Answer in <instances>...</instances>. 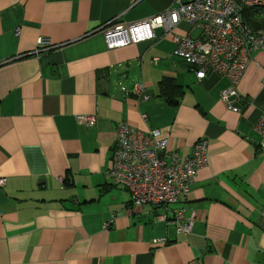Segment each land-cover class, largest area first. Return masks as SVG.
Masks as SVG:
<instances>
[{"label":"crops","instance_id":"1","mask_svg":"<svg viewBox=\"0 0 264 264\" xmlns=\"http://www.w3.org/2000/svg\"><path fill=\"white\" fill-rule=\"evenodd\" d=\"M176 5L0 0V264H264V150L255 131L264 51L252 55L233 112L220 99L228 80L209 73L198 82L162 29L116 48L101 30ZM189 30L181 22L174 32ZM39 38L54 49L32 54ZM137 84L149 100L132 93ZM118 123L160 129L177 157L207 140V166L178 203L136 208L112 185ZM176 209L193 219L186 235L154 219Z\"/></svg>","mask_w":264,"mask_h":264},{"label":"built area","instance_id":"2","mask_svg":"<svg viewBox=\"0 0 264 264\" xmlns=\"http://www.w3.org/2000/svg\"><path fill=\"white\" fill-rule=\"evenodd\" d=\"M181 22H186L190 30L177 34L174 30ZM156 29L172 37L173 56L190 68L198 82L209 73L225 77L229 84L221 91L220 99L231 111H240L236 107L241 98L237 85L252 55L264 51V0H177L175 7L143 21L125 25L113 20L101 28L108 48L152 40L156 38ZM194 30L198 34L193 37ZM51 48L54 47L39 38L32 54ZM156 62L154 59L153 63ZM122 91L127 92L125 88ZM132 93L144 101L150 98L141 84L134 85ZM146 118V114H141V119ZM77 121L93 126L96 119L80 116ZM255 131L260 137L259 147L264 150V115L255 124ZM115 134L107 175L112 185L129 193L136 208H167L178 203L190 191L198 171L208 163L205 138L194 143L190 155L177 157L167 152L169 139L160 129L141 130L118 123ZM4 184L5 179L0 178V186ZM154 219L174 225L176 233L184 235L190 233L193 225V219L185 217L181 209L173 210L171 215L156 213Z\"/></svg>","mask_w":264,"mask_h":264},{"label":"trees","instance_id":"3","mask_svg":"<svg viewBox=\"0 0 264 264\" xmlns=\"http://www.w3.org/2000/svg\"><path fill=\"white\" fill-rule=\"evenodd\" d=\"M51 49H54V48H51ZM162 85L163 86H166L167 84H169V83H171V81L169 80V79H164L162 82ZM168 86V85H167ZM169 86H170V84H169ZM166 88V87H165ZM167 90V89H166Z\"/></svg>","mask_w":264,"mask_h":264}]
</instances>
